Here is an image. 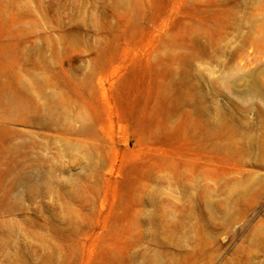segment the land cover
I'll use <instances>...</instances> for the list:
<instances>
[{
    "label": "rangeland",
    "instance_id": "obj_1",
    "mask_svg": "<svg viewBox=\"0 0 264 264\" xmlns=\"http://www.w3.org/2000/svg\"><path fill=\"white\" fill-rule=\"evenodd\" d=\"M0 264H264V0H0Z\"/></svg>",
    "mask_w": 264,
    "mask_h": 264
}]
</instances>
